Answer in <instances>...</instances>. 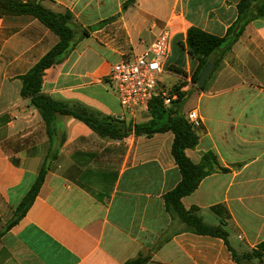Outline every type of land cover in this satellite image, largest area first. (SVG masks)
Wrapping results in <instances>:
<instances>
[{
	"label": "crops",
	"instance_id": "obj_1",
	"mask_svg": "<svg viewBox=\"0 0 264 264\" xmlns=\"http://www.w3.org/2000/svg\"><path fill=\"white\" fill-rule=\"evenodd\" d=\"M38 1V0H37ZM74 16L77 41L46 70L43 92L100 115L136 124L125 112L108 75L124 57L141 55L159 32H171L167 69L193 76L191 27L224 37L236 23L240 0H40ZM83 32L87 35L82 37ZM59 37L32 16L0 18V264H124L140 254L145 264H264L242 259L264 242V15L250 22L202 86L193 88L203 119L199 144L187 150L217 165L198 189L182 199L219 237L193 233L171 215L165 195L182 180L171 148L174 134L99 136L69 116L57 119L58 155L32 206L7 224L34 185L50 147L45 122L21 96L27 74ZM217 59V58H216ZM179 72V73H180ZM176 73V72H175Z\"/></svg>",
	"mask_w": 264,
	"mask_h": 264
},
{
	"label": "trees",
	"instance_id": "obj_2",
	"mask_svg": "<svg viewBox=\"0 0 264 264\" xmlns=\"http://www.w3.org/2000/svg\"><path fill=\"white\" fill-rule=\"evenodd\" d=\"M134 1L129 0L128 4ZM238 13L236 23L229 28L224 37L206 33L197 27H191L188 30L186 40L188 52L191 57L199 60V67L192 76L194 84L198 85L199 76L209 62L217 67L238 41L245 27L264 15V0H240ZM9 16H32L38 19L59 37V42L27 74L20 77L22 81L21 96L29 99L31 105L40 113L45 122L50 147L34 185L17 208L7 227L11 228L23 219L35 201L44 183L48 163L50 159H56L58 155L56 145L58 143L63 145L65 142L63 134L58 140L57 119L59 116H69L84 123L99 136L113 140L123 141L131 135L153 137L157 134L172 132L174 140L171 152L181 172L182 180L165 195L166 209L171 215L178 218L188 231L222 238L228 245V231L225 224L211 226L203 220L196 208L186 210L182 204V199L194 193L203 179L214 170V165H217L216 158L212 154L204 155L201 163L196 164L186 153L187 150L195 149L198 146L199 136L183 113L182 103L191 95V92L180 91L185 83L178 82L171 88V93L177 96L173 106L166 107L163 99L156 97L150 103V118L136 124L119 117L100 115L81 104H69L57 100L43 92V77L46 70L61 63L74 49L77 30L73 14L68 10L55 12L45 7L40 0H0V18ZM86 35L83 32L82 37ZM180 73L186 75L184 72ZM233 256L238 264H242L240 257L236 254ZM263 256L264 242L245 254L242 259H260ZM148 260L149 256L140 254L137 258L128 260L124 264H145Z\"/></svg>",
	"mask_w": 264,
	"mask_h": 264
},
{
	"label": "built area",
	"instance_id": "obj_3",
	"mask_svg": "<svg viewBox=\"0 0 264 264\" xmlns=\"http://www.w3.org/2000/svg\"><path fill=\"white\" fill-rule=\"evenodd\" d=\"M171 36L172 32L168 27L162 29L141 55L134 59L124 57L111 68L108 79L120 105L134 117L137 113L142 116L149 114L150 103L156 97L162 98L166 107L173 106L177 96L161 83L160 77L164 73L176 75L185 83L181 92L189 93L198 87L193 83L191 75L167 69ZM185 118L196 131L203 127V119L196 109L185 113Z\"/></svg>",
	"mask_w": 264,
	"mask_h": 264
},
{
	"label": "rangeland",
	"instance_id": "obj_4",
	"mask_svg": "<svg viewBox=\"0 0 264 264\" xmlns=\"http://www.w3.org/2000/svg\"><path fill=\"white\" fill-rule=\"evenodd\" d=\"M160 81L161 83L164 85V87L166 89H171L174 87V85H176L178 82H181L180 79H178V77L176 75H173L171 73H164L161 77H160ZM193 99H187L185 102L182 103V108L185 111V109L188 108L187 105H191V103L193 102ZM137 121L143 120L142 115H140L141 113H137ZM149 115V114H147Z\"/></svg>",
	"mask_w": 264,
	"mask_h": 264
},
{
	"label": "water",
	"instance_id": "obj_5",
	"mask_svg": "<svg viewBox=\"0 0 264 264\" xmlns=\"http://www.w3.org/2000/svg\"><path fill=\"white\" fill-rule=\"evenodd\" d=\"M214 69V65L209 62L205 67L204 69L202 70L200 76H199V80H198V86H202L205 81L207 80V78L210 76V74L212 73Z\"/></svg>",
	"mask_w": 264,
	"mask_h": 264
}]
</instances>
